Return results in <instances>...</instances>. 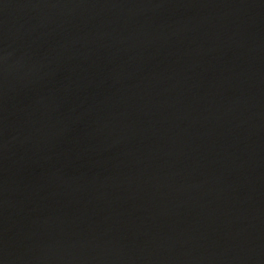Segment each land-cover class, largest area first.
Here are the masks:
<instances>
[{
  "label": "water",
  "instance_id": "95a60500",
  "mask_svg": "<svg viewBox=\"0 0 264 264\" xmlns=\"http://www.w3.org/2000/svg\"><path fill=\"white\" fill-rule=\"evenodd\" d=\"M0 264H264V0H0Z\"/></svg>",
  "mask_w": 264,
  "mask_h": 264
}]
</instances>
